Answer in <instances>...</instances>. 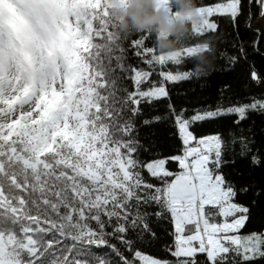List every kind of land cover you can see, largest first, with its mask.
Returning <instances> with one entry per match:
<instances>
[{
  "label": "snow or ice",
  "instance_id": "1",
  "mask_svg": "<svg viewBox=\"0 0 264 264\" xmlns=\"http://www.w3.org/2000/svg\"><path fill=\"white\" fill-rule=\"evenodd\" d=\"M197 9L164 56L107 0H0V264H264V67L243 94H172L247 63L219 21L239 36L264 0Z\"/></svg>",
  "mask_w": 264,
  "mask_h": 264
},
{
  "label": "trees",
  "instance_id": "2",
  "mask_svg": "<svg viewBox=\"0 0 264 264\" xmlns=\"http://www.w3.org/2000/svg\"><path fill=\"white\" fill-rule=\"evenodd\" d=\"M211 2V0H169L168 9L171 15L187 10L197 9V4ZM108 15L113 18L119 26V30L126 34L139 33L141 31L151 34L154 47L160 54L175 52L184 47L190 39L192 26L190 23H177L171 29L165 39H159V27L155 17L151 0H107ZM220 31L229 38L241 40L248 52V61L241 65V68L235 72H221L219 65H214V71L210 72L206 81H200L199 84L181 83L172 88L174 98L183 99L185 93L196 89L198 95L191 99H210L217 94V90L223 84H231L233 92L243 94L244 88L242 80L246 77L247 70L255 65L257 70L264 67V41L260 43L259 49L254 50L253 44L257 37L255 31L257 28L264 29L261 20L257 19L249 30L245 26V21L241 20L239 36H236V29L230 25L227 19L219 21ZM200 71H210L212 67L211 57L202 55L198 57L196 65ZM243 70V72L241 71ZM256 128L259 135L261 131L260 119H256ZM254 219L256 223L264 220V205H258L253 208Z\"/></svg>",
  "mask_w": 264,
  "mask_h": 264
},
{
  "label": "rangeland",
  "instance_id": "3",
  "mask_svg": "<svg viewBox=\"0 0 264 264\" xmlns=\"http://www.w3.org/2000/svg\"><path fill=\"white\" fill-rule=\"evenodd\" d=\"M151 2L159 27V33H158L159 39H165L169 35L171 29L177 23H181V24L190 23L193 29V27L200 20L198 9L187 10L184 12L171 15L168 9L169 0H151ZM261 23L264 27V20H261ZM175 52L165 53L162 55L168 56Z\"/></svg>",
  "mask_w": 264,
  "mask_h": 264
}]
</instances>
